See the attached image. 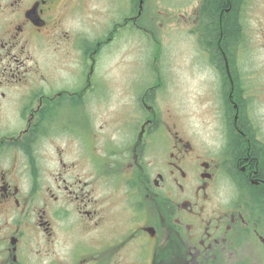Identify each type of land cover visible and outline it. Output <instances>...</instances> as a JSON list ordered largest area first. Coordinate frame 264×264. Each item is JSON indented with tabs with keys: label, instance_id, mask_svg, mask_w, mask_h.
Returning <instances> with one entry per match:
<instances>
[{
	"label": "flooded vegetation",
	"instance_id": "obj_1",
	"mask_svg": "<svg viewBox=\"0 0 264 264\" xmlns=\"http://www.w3.org/2000/svg\"><path fill=\"white\" fill-rule=\"evenodd\" d=\"M144 1L0 0V264H228L245 243L264 258V44L246 49L241 22L227 40L198 7L185 24L213 71L208 139L159 109L152 59L94 123L106 46L133 35L159 58Z\"/></svg>",
	"mask_w": 264,
	"mask_h": 264
},
{
	"label": "rangeland",
	"instance_id": "obj_2",
	"mask_svg": "<svg viewBox=\"0 0 264 264\" xmlns=\"http://www.w3.org/2000/svg\"><path fill=\"white\" fill-rule=\"evenodd\" d=\"M199 2L200 0L144 1L143 22L153 28L160 41L161 52L157 61L152 58V47L134 39L133 35H118L114 42L106 46V51L100 55L97 64L100 80L104 79L106 87L105 95L96 93L95 96L96 125L102 124L108 113L124 111L125 105L122 106L121 103L125 99L121 95V86L126 81L140 86L141 70L146 72L143 81L148 80L149 61L152 59L153 64L161 69L164 83V88L159 91V109L180 119L186 132L191 131L203 135L205 139L209 138L217 124L216 98L214 94L207 92L213 71L195 36L191 33L189 35V29L185 28L194 27L190 16ZM99 6L101 7V3ZM117 7V3L109 4L106 0V12L111 10L112 14ZM124 8L122 1V12ZM240 12L245 35L244 46L254 50V55L257 52L262 56L264 0H242ZM97 87L99 90L100 87ZM262 251L256 244L248 247L245 243L239 247L236 259L230 260L228 264H264Z\"/></svg>",
	"mask_w": 264,
	"mask_h": 264
},
{
	"label": "trees",
	"instance_id": "obj_3",
	"mask_svg": "<svg viewBox=\"0 0 264 264\" xmlns=\"http://www.w3.org/2000/svg\"><path fill=\"white\" fill-rule=\"evenodd\" d=\"M241 7L242 0H200L197 8V18L200 26H202L204 18L213 19L215 23L214 31L221 32L223 39L227 40L231 39L233 34H236L241 27L240 21H237V10L240 11ZM219 16L221 23L217 22Z\"/></svg>",
	"mask_w": 264,
	"mask_h": 264
}]
</instances>
